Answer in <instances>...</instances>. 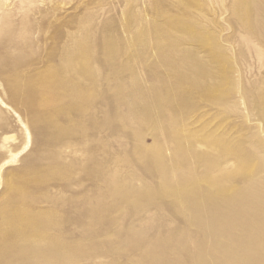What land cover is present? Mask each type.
<instances>
[{
	"label": "rangeland",
	"instance_id": "374dc122",
	"mask_svg": "<svg viewBox=\"0 0 264 264\" xmlns=\"http://www.w3.org/2000/svg\"><path fill=\"white\" fill-rule=\"evenodd\" d=\"M0 264H264V0H0Z\"/></svg>",
	"mask_w": 264,
	"mask_h": 264
},
{
	"label": "bare ground",
	"instance_id": "6f19581e",
	"mask_svg": "<svg viewBox=\"0 0 264 264\" xmlns=\"http://www.w3.org/2000/svg\"><path fill=\"white\" fill-rule=\"evenodd\" d=\"M48 78H49V77H48ZM71 78H72V77H71ZM58 85H59V84H58ZM64 93H65V92H64ZM40 106H41V105H40ZM42 117H43V116H42ZM245 167H247V166H245ZM246 169H247V168H246ZM244 199H245L244 202H245L246 200H247L248 202L252 200V198H247V197H245ZM20 207H21V206H20ZM244 207H245V206H244ZM21 227H22V225H21ZM12 228H13V226H12ZM22 230H23V229H22ZM250 243H251V242H250ZM250 243H249V244H250ZM32 244H33V243H32ZM253 244H254V243H253ZM30 245H31V244H30ZM33 245H34V244H33ZM31 246H32V245H31ZM27 248H29V247H27Z\"/></svg>",
	"mask_w": 264,
	"mask_h": 264
}]
</instances>
